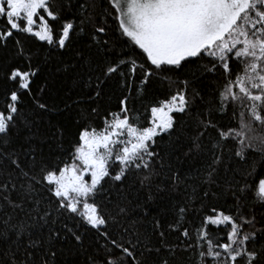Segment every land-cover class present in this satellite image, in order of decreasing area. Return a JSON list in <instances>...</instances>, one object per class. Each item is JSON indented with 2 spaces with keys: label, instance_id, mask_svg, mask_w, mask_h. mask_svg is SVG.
Here are the masks:
<instances>
[{
  "label": "snow or ice",
  "instance_id": "1",
  "mask_svg": "<svg viewBox=\"0 0 264 264\" xmlns=\"http://www.w3.org/2000/svg\"><path fill=\"white\" fill-rule=\"evenodd\" d=\"M0 51V264H264V0H0Z\"/></svg>",
  "mask_w": 264,
  "mask_h": 264
},
{
  "label": "trees",
  "instance_id": "2",
  "mask_svg": "<svg viewBox=\"0 0 264 264\" xmlns=\"http://www.w3.org/2000/svg\"><path fill=\"white\" fill-rule=\"evenodd\" d=\"M19 35V34H18ZM20 38L24 41H28L30 38H26L24 36H20ZM8 55L7 52L5 51H0V58H6ZM49 87L52 89V94L51 95V98L52 99H55V96H54V93L56 92L57 88L60 87V84H59V81L55 82V83H50ZM159 86H156L155 88L151 89L150 91V94H157L159 92ZM139 103H137V107L139 108Z\"/></svg>",
  "mask_w": 264,
  "mask_h": 264
}]
</instances>
